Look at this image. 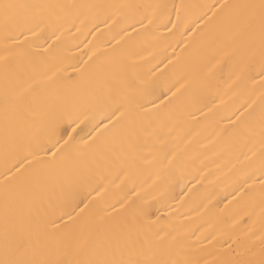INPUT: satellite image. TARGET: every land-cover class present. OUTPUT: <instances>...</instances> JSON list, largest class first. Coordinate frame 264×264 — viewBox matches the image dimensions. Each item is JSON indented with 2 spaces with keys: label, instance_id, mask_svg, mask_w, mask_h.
<instances>
[{
  "label": "bare ground",
  "instance_id": "obj_1",
  "mask_svg": "<svg viewBox=\"0 0 264 264\" xmlns=\"http://www.w3.org/2000/svg\"><path fill=\"white\" fill-rule=\"evenodd\" d=\"M14 2L45 7L32 9L33 18L7 39L0 26V201L6 90L13 105L25 107L58 89L70 109L80 90L108 79L130 101L122 124L134 121L136 134L115 151L110 135L100 136L50 174L56 215L70 213L74 235L93 226L124 227L126 259L170 247L202 257L203 264L230 238L255 241L258 248L264 236V70L258 51L251 56L242 37L219 27L223 13L210 7L258 0ZM25 88L30 91L17 101ZM100 118L97 110L71 128L65 122L61 131L75 128L73 143L83 146ZM39 167L33 163L25 174Z\"/></svg>",
  "mask_w": 264,
  "mask_h": 264
},
{
  "label": "snow or ice",
  "instance_id": "obj_2",
  "mask_svg": "<svg viewBox=\"0 0 264 264\" xmlns=\"http://www.w3.org/2000/svg\"><path fill=\"white\" fill-rule=\"evenodd\" d=\"M41 7L45 6L14 0L0 3V26L6 39L10 37L11 29L19 28L33 18L32 9ZM210 7L223 13L219 27L242 37L251 56L258 51L264 70V0ZM28 91L30 88L23 89L16 100H21ZM57 93L58 89L46 92L42 98H35L27 106L20 107L13 105L7 90L5 92L2 148L6 175L0 201V264H201L202 257L189 258L170 247L159 248L149 258L132 259L130 254L126 259L124 253L130 238L124 227L116 225L101 230L99 226H93L74 235L67 227L74 219L70 213L62 210L56 215L53 197L48 195L50 174L62 169L73 153L83 154V150L94 145L100 136L109 134L111 150L115 151L117 145L121 148L125 143L130 145L136 134L134 121L122 124L127 115L125 105L130 101L122 95L121 89L112 86L110 80L104 79L100 87L80 90L70 109L64 107L68 97H60ZM49 96L55 99L50 102ZM97 110H100L101 118L93 125L96 132L83 146L73 143L75 128L72 132L61 131L65 122L71 128L81 116L83 120L93 118ZM41 152L50 155L44 159L39 155ZM33 163L40 167L25 174ZM64 216H68V221L58 224L56 221L63 220ZM230 239L231 242L224 240L225 246L219 248L211 260H203V264H264V236L260 237L258 248L255 241Z\"/></svg>",
  "mask_w": 264,
  "mask_h": 264
}]
</instances>
